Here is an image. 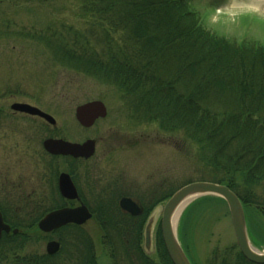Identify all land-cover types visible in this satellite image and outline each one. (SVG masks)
<instances>
[{
    "label": "trees",
    "instance_id": "trees-1",
    "mask_svg": "<svg viewBox=\"0 0 264 264\" xmlns=\"http://www.w3.org/2000/svg\"><path fill=\"white\" fill-rule=\"evenodd\" d=\"M82 10L105 27L58 39L57 62L119 89L134 121L181 132L198 146L211 172L210 179L200 181L226 186L242 208L253 207L264 219V194L250 191L264 187V48L232 43L205 30L189 0H84ZM110 32L119 33V41ZM173 193L136 196L143 209L136 218L117 207L120 197L132 194L99 198L93 211L110 239L102 242L110 264H171L159 226L155 260L141 248V229L153 208ZM129 225L133 260L122 242ZM251 241L262 246L252 236ZM21 243L19 235L4 238L0 264H53L32 256L23 260L17 252ZM86 247L87 264H98L89 238ZM216 258L217 264H252L233 248Z\"/></svg>",
    "mask_w": 264,
    "mask_h": 264
},
{
    "label": "rangeland",
    "instance_id": "rangeland-1",
    "mask_svg": "<svg viewBox=\"0 0 264 264\" xmlns=\"http://www.w3.org/2000/svg\"><path fill=\"white\" fill-rule=\"evenodd\" d=\"M83 1L0 0V92L17 94L15 99L0 100V108L7 111L13 101H31L55 120L54 128L38 120H3L0 166L8 167L10 177L24 179L27 188L34 187L39 170L36 161L43 163L47 159L42 155L41 141L51 134L75 143L94 140L95 152L87 164L95 169L101 183L122 182L139 193L152 191L159 196L200 179H210L211 172L201 161L198 146L186 140L181 132H167L156 123L134 121L119 89L57 62L58 39L73 33L84 34L92 27H105L96 16L82 10ZM250 1L189 0V3L205 30L232 43L264 48V7H255ZM110 33L119 41V33ZM91 101H100L106 116L90 128H82L74 111ZM235 178L241 182L239 176ZM250 191L259 197L264 194V187L258 185ZM154 194H132V198ZM82 195L92 204L102 194ZM165 202L157 204L149 215L153 220L152 239L145 252L153 260L156 259L153 233L159 226ZM243 212L249 245L264 252V219L253 207L247 206ZM86 228L97 263L110 264L100 246L96 226L89 221ZM175 236L190 264H217L216 257L226 248L236 250L227 207L212 198L194 197L184 205L176 220ZM251 236L261 241L262 246L254 245ZM45 242L28 241L17 252L20 255L43 252Z\"/></svg>",
    "mask_w": 264,
    "mask_h": 264
},
{
    "label": "flooded vegetation",
    "instance_id": "flooded-vegetation-1",
    "mask_svg": "<svg viewBox=\"0 0 264 264\" xmlns=\"http://www.w3.org/2000/svg\"><path fill=\"white\" fill-rule=\"evenodd\" d=\"M16 96L17 94H8V92L5 91L0 92V100H3V98L5 97H7V99L8 97L11 99H15ZM16 103L27 104L39 109V107H37L35 103L31 101H13L11 104H9L7 111L2 110L4 108H0V124L6 118H17L26 121L38 120L40 124H44L45 126H50L54 128L55 124L51 125L50 123L38 116L12 110L11 105ZM0 137L3 138L2 133L0 134ZM47 139L61 138H57L56 136H53L51 134L47 135V137L41 141L42 149V144ZM42 155L45 156L47 159L43 161V163H41V161H36L37 168H39V170H42V172H39L38 170L36 178L37 184L35 185L36 187L34 186L27 188L25 186L24 179H14L10 177V171L8 173V167H6V165L0 166V216L2 219V223L9 228V232H1L0 243L4 238L10 239L11 236H22V243L19 247L20 250L23 249L24 244H26L28 241L40 242L46 240L43 252L25 255L19 254V257L24 260L27 256H32V258L34 259H42L44 262L53 264H87L86 245L87 240L89 238L92 242L94 255L96 259H98L94 249L93 241L86 228V224L91 221L96 226L97 231H99L101 247L103 245L102 242L109 244L110 239L106 237L107 234L102 229V224H100L97 221V218L95 217V213L93 211L95 203L98 202L100 197H105L106 194H152V191H144L139 193L136 191V189H133L129 185L122 182L114 181L113 183H101V181L97 177L98 174L95 173V169L89 167V165L87 164L88 160L93 156L89 159H74L70 156L51 155L44 149L42 151ZM61 174H65L68 176L69 180L75 188V192L77 194L78 199L67 200L61 197L59 192V177ZM82 194H103V196H97V199L92 204H89V202ZM122 198H128L132 200L140 208L141 214L138 216H130L129 214L120 210L118 202ZM80 205H83L88 210L91 216L90 219L87 220L85 223L81 225L67 224L48 233L39 230L38 222L49 212L60 208L73 209L79 207ZM117 207L122 214L127 215L131 218L139 217L142 215L143 212L142 204L138 200L129 196L120 197L117 200ZM149 215L147 216L141 229V248L145 254L146 252L143 245V232ZM35 218L36 221H33V219ZM125 227L127 226H124V228ZM14 230L16 231V233H12ZM127 230L123 231L122 242L126 247H128L127 251L129 252V257L133 260L135 257L132 253L134 250L131 249L130 245L132 242V231L130 225L128 226ZM33 231L35 234L30 233ZM154 234L155 231L153 233V241ZM50 242H55L58 244V250L54 254H47L46 252V245ZM63 245L64 247L66 246V255H64V257H61L58 260L56 256L62 250ZM236 249L238 250L237 247Z\"/></svg>",
    "mask_w": 264,
    "mask_h": 264
},
{
    "label": "water",
    "instance_id": "water-1",
    "mask_svg": "<svg viewBox=\"0 0 264 264\" xmlns=\"http://www.w3.org/2000/svg\"><path fill=\"white\" fill-rule=\"evenodd\" d=\"M11 109L38 116L51 125L55 124L52 117L30 105L16 103L11 105ZM105 116L106 109L100 101L84 103L77 106L74 111L75 120L82 128H90L96 120L102 119ZM42 146L51 155L70 156L74 159H89L94 154L95 141L88 139L82 143H74L62 139H47L43 142ZM59 192L64 199H78L74 186L65 174H61L59 177ZM203 196H213L224 201L239 253L248 262L264 264V252L258 251L249 245L244 212L239 199L226 186L203 181L189 183L179 188L166 200L162 207L159 230L164 249L171 264H190L172 229L174 213L179 205L187 199L190 200L194 197ZM118 206L120 210L130 216H138L141 214L140 208L128 198L120 199ZM90 217V213L83 205L73 209L60 208L46 214L38 222V228L42 232L48 233L67 224L81 225L89 220ZM152 226V216H149L143 232V245L145 250L149 249L151 243ZM1 232L7 233L9 232V228L2 223L0 216V235ZM12 233H16V231L14 230ZM57 250L58 244L55 242H50L46 245L47 254H54Z\"/></svg>",
    "mask_w": 264,
    "mask_h": 264
},
{
    "label": "bare ground",
    "instance_id": "bare-ground-1",
    "mask_svg": "<svg viewBox=\"0 0 264 264\" xmlns=\"http://www.w3.org/2000/svg\"><path fill=\"white\" fill-rule=\"evenodd\" d=\"M250 4L255 6V7H264V0H251ZM189 201V199H187L186 201H184L183 203H181L179 205V207L177 208L176 212L174 213V217L172 219V229L175 232V224H176V220L178 218V215L181 211V209L184 207V205Z\"/></svg>",
    "mask_w": 264,
    "mask_h": 264
}]
</instances>
